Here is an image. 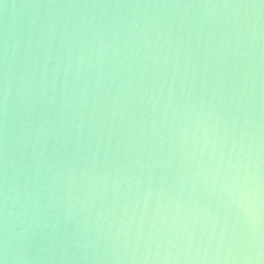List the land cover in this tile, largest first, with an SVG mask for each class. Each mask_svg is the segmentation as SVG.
Wrapping results in <instances>:
<instances>
[{
  "label": "water",
  "instance_id": "95a60500",
  "mask_svg": "<svg viewBox=\"0 0 264 264\" xmlns=\"http://www.w3.org/2000/svg\"><path fill=\"white\" fill-rule=\"evenodd\" d=\"M0 264H264V0H0Z\"/></svg>",
  "mask_w": 264,
  "mask_h": 264
}]
</instances>
